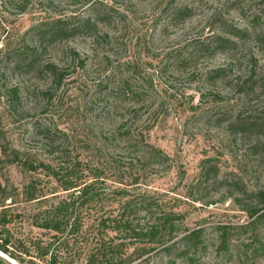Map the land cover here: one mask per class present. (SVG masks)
<instances>
[{"label": "rangeland", "instance_id": "obj_1", "mask_svg": "<svg viewBox=\"0 0 264 264\" xmlns=\"http://www.w3.org/2000/svg\"><path fill=\"white\" fill-rule=\"evenodd\" d=\"M94 1L89 7L83 0H31L26 5L0 0V184L6 190L0 193V203L4 194L13 199L4 203L10 222L0 225L2 237L11 241L17 257L46 264L34 246L57 242L54 233L33 224V217L67 193L45 167L77 162L81 170L102 169L107 162L125 167L134 160L137 166L131 174L144 170L139 186L129 189L146 192L169 211L183 215V232L203 230L204 246L196 264H264V252L252 259L242 248L247 239L264 243V220L240 228L252 220L244 209L256 200L245 196L236 200L241 195H234L225 179L234 173L241 189L256 191L264 187V167L219 120L224 105H233L229 88L203 79L208 70L228 64L227 56H203L186 66L174 59L190 43L216 35L222 22L236 27L263 25L264 0ZM178 8L190 9L191 16L171 21L170 13ZM93 11L110 13L108 24L98 22L96 35L58 41L39 56L42 65L52 63L64 70L61 83L49 74H26L16 68L26 47L38 45L34 27L57 19L76 23ZM247 50L256 54L258 68L264 71V51L257 53L251 45ZM237 71L246 72L244 63ZM13 89L18 90L17 101L12 99ZM111 89L118 91L119 99L110 97ZM217 95L222 102H216ZM148 147L166 159L137 163ZM208 160L219 169L218 178L203 177V163ZM105 174L108 181L98 186L105 189L107 200L83 212L91 223L118 212L111 192L122 186L110 170ZM30 183L38 198L34 202H26L22 194ZM220 226L228 229L229 254L217 247ZM84 258L71 252L62 264H84ZM0 264L18 263L0 252ZM131 264H167V258L153 252Z\"/></svg>", "mask_w": 264, "mask_h": 264}, {"label": "trees", "instance_id": "obj_2", "mask_svg": "<svg viewBox=\"0 0 264 264\" xmlns=\"http://www.w3.org/2000/svg\"><path fill=\"white\" fill-rule=\"evenodd\" d=\"M30 1L20 0V3L26 5ZM83 2L89 7H94L95 4L94 0H83ZM107 13L108 15L93 11L88 18L76 23H72L71 19H57L50 24L34 27L32 30L38 38V45L26 47L23 59L16 68L22 69L26 74L33 72L39 75L49 74L54 82L61 83L64 70L58 69L52 63L42 65L39 56L58 41L84 33L96 35L98 22L109 23L110 13ZM190 16V9L178 8L170 13V20L179 23ZM249 45L257 53L264 51V23L255 28L253 25L236 27L222 22L216 35L207 37L203 42L190 43L185 53L177 54L174 59L181 66H186L193 59L203 56L216 54L227 56L228 64L208 70L203 74V79L209 85L223 83L229 88V92L233 95V105H224L225 109L219 113V120L226 125L231 136L238 137L246 143L247 152L256 156L264 167V71L258 68L259 60L256 54L247 50ZM71 56L77 58L74 52H71ZM242 63L246 72L239 74L237 69L240 70ZM122 89L125 91L124 84ZM11 92L12 99L17 101L18 90L13 89ZM117 92L112 89L108 91L110 97L116 96L115 99H119ZM218 98V95L214 97L216 102H222ZM228 113L231 115L229 116ZM2 153L5 154L4 151ZM13 156L17 158L16 153ZM164 159L166 157L161 151L148 147L146 155L142 154L136 162L143 164L146 161L155 162ZM120 164L118 161H111L107 162L106 168L93 166L85 170H81V165L77 162L57 168L45 167L62 191L67 193V197L33 217V224L42 230L54 233L53 238L57 242L55 245L37 242L34 249L38 258L44 260L46 264H62V260L71 256L73 252L85 257L84 264H131L155 252L166 257L167 264H175L177 260L187 264L198 263L199 250L204 246L203 230L183 232L181 228L183 215L169 211L159 199L146 192L135 193L134 190L129 189L139 186L140 173L142 174L144 169L140 173L138 170L137 173L131 174V170L137 166L134 160L130 161L129 167ZM29 169L31 170V167ZM108 170L117 175L118 183L122 186L111 192L118 212L114 216H101L96 222L91 223L83 217V212L86 207L101 206L107 200L105 189L99 186H103L108 181L103 179ZM201 173L204 178L215 179L218 178L215 176L219 175V169L208 160L204 161ZM225 179L230 183L229 190H232L234 195H241L236 200L240 201L244 196L249 200H256V203L244 209L252 220L240 228L248 229L264 220V187L247 193L241 189L240 183L236 180L238 176H234V173L232 177L226 176ZM5 192V188L0 184V193ZM22 194L26 202H34L38 199L34 183L24 187ZM8 200L13 199L10 195L4 194L0 203V207L3 208L0 212L2 227L10 222L4 205ZM217 230L218 250L229 254L232 242L228 229L220 226ZM2 234L0 231V252L8 255L18 264H33L17 257L14 253L16 250L11 247V241L3 238ZM179 234L182 236L176 240ZM116 239H120V242L114 243ZM242 248L245 257L255 259L264 252V243L261 240L257 243L255 238L247 239L243 242Z\"/></svg>", "mask_w": 264, "mask_h": 264}]
</instances>
